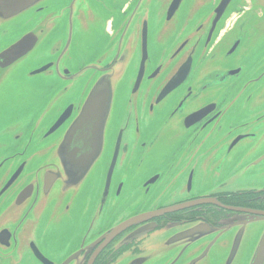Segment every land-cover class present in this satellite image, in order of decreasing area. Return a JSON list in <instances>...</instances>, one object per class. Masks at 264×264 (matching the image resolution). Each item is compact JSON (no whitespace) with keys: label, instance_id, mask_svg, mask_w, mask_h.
<instances>
[{"label":"water","instance_id":"95a60500","mask_svg":"<svg viewBox=\"0 0 264 264\" xmlns=\"http://www.w3.org/2000/svg\"><path fill=\"white\" fill-rule=\"evenodd\" d=\"M156 2L0 0V124L5 122L0 137L14 141L12 152L3 156L8 158L0 156V247L27 241L42 224L51 231L70 223L66 218L100 174L105 205L127 138L116 126L126 85L131 95L144 94L157 113L184 88L144 156L146 163L159 164L176 147L167 144L205 121L241 71L264 53V0ZM240 8L246 16L220 37ZM112 22L118 29L109 37ZM34 77L49 81L45 100L26 90L19 99L7 97L17 83ZM255 104L264 107V82ZM36 105H41L38 114L29 116ZM252 132L230 139L228 151L255 140L257 130ZM263 138L255 141L247 161L261 152ZM33 147L38 148L22 158ZM258 164L256 159L247 167L253 171ZM6 199L10 203L2 209ZM28 245L37 262L54 264L32 240ZM119 264H264V217H240L223 229L169 226L147 243L143 256Z\"/></svg>","mask_w":264,"mask_h":264},{"label":"flooded vegetation","instance_id":"af4514ba","mask_svg":"<svg viewBox=\"0 0 264 264\" xmlns=\"http://www.w3.org/2000/svg\"><path fill=\"white\" fill-rule=\"evenodd\" d=\"M128 10V7L121 10L120 20L124 21ZM234 14L237 15L235 23L229 29L225 23L224 34L232 31L247 12L240 8L231 16ZM247 23L245 20L244 26ZM250 28L247 24L246 29ZM117 29L112 22L108 36H114ZM108 41L109 38L104 47ZM94 59L87 63L81 61L73 72ZM251 64L249 70L244 68L232 82L205 121L194 125L186 135L178 136L179 142L167 144L176 147L159 164L146 163L144 156L157 131L177 106L184 88L157 113L144 94L131 95L126 85L119 99L116 126L125 129L127 138L120 147L105 205L101 203L100 174L76 211L77 227L66 224L62 232L54 234L47 229L48 234L42 236L47 228L44 224L27 241L0 247V264H40L29 250L31 240L54 264L73 255V264H119L125 259L143 256L147 243L169 226L203 225L223 229L240 217H264V181H261L264 141L261 152L246 160L254 152L255 141L264 137V107L255 104L264 82V53ZM253 129L257 130L255 140L228 151L230 139L253 134ZM5 158L8 157L1 160ZM256 159L259 164L250 171L247 164ZM9 203L8 199L2 201V209ZM125 222L128 223L123 229L113 231ZM70 230L71 234L67 235ZM48 238L59 240L56 247L64 253L61 259L52 260L53 253L47 256L44 248Z\"/></svg>","mask_w":264,"mask_h":264},{"label":"rangeland","instance_id":"374dc122","mask_svg":"<svg viewBox=\"0 0 264 264\" xmlns=\"http://www.w3.org/2000/svg\"><path fill=\"white\" fill-rule=\"evenodd\" d=\"M237 18V15L236 14H234V15H232L229 19H228V21L226 22V24H227V27H226V29H229L234 23H235V19ZM225 28L223 27L222 28V30H224ZM225 34H224V32L222 31L221 32V34H220V37L221 36H224ZM49 80V79H48ZM16 82H17V79H16ZM48 84H49V81H45V80H43V79H39L38 77H34V78H32V79H30V80H27V81H21V82H19V83H17L15 86H16V89H10L11 90V92H10V94L9 95H7V97L8 96H10V97H12L13 99H19L18 97H17V95H18V93L19 92H22V93H24V90H26V94L28 95L29 93H32V92H37V93H39V95L41 96V98L42 99H44L45 100V95H44V93H43V91L47 88V86H48ZM12 88H13V86H12ZM39 88V89H38ZM41 99V100H42ZM29 100L30 101H33L34 100V98H33V96H30L29 97ZM40 100V101H41ZM39 101V102H40ZM38 105V104H37ZM37 105L35 106V110L34 111H32L30 114H29V116H31V115H37L38 114V111H39V109H40V107H41V105H39L38 107H37ZM15 119H19V115L16 113L15 114ZM5 122H3L2 124H0V126L1 125H3ZM12 142H14V141H12L11 139H10V137H8V136H2V137H0V156L1 157H3V156H6V155H8V154H10L11 152H12ZM22 147V146H21ZM21 147H19L18 149H17V151L18 152H20V151H22V148ZM37 148L38 147H33V148H29V149H27L26 151H24V156L22 157V158H26V157H28L29 155H30V153L32 152V151H35V150H37ZM20 160V159H19ZM67 220H69L70 221V223H68V224H72L74 227L76 226H78L79 225V223H74L75 221H76V219H77V216H76V210H74L71 214H70V216H68V218H66ZM44 224H42L41 225V227H39V229H38V231L40 232L41 230H42V226H43ZM65 226L66 225H64L63 227H56L55 229H51V231H53V233L54 234H58V233H60V232H62V230H64V228H65ZM45 230V233H43V234H40V235H47L48 233H47V228L46 229H44ZM50 230V229H49ZM64 234H65V232H63ZM66 234L67 235H69V234H71V230L70 231H67L66 232ZM59 243V240L58 239H56V238H48L47 239V241H46V248H44V250L46 251V253H47V256H48V253H53V255H54V257L53 258H51L52 260H55V261H57V260H59V259H61L63 256H64V253H60L59 252V250H57V244ZM63 245V248H62V250H65V245L64 244H62Z\"/></svg>","mask_w":264,"mask_h":264},{"label":"snow or ice","instance_id":"6c2138e0","mask_svg":"<svg viewBox=\"0 0 264 264\" xmlns=\"http://www.w3.org/2000/svg\"><path fill=\"white\" fill-rule=\"evenodd\" d=\"M98 91H99V86H98Z\"/></svg>","mask_w":264,"mask_h":264}]
</instances>
